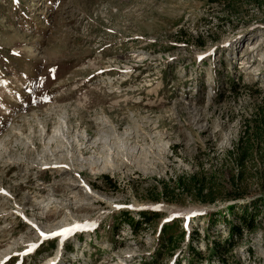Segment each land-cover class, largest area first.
<instances>
[{"label": "rangeland", "instance_id": "rangeland-1", "mask_svg": "<svg viewBox=\"0 0 264 264\" xmlns=\"http://www.w3.org/2000/svg\"><path fill=\"white\" fill-rule=\"evenodd\" d=\"M260 110L264 0H0V264H264L263 198L231 240L209 222L256 184L154 199L185 173L226 189Z\"/></svg>", "mask_w": 264, "mask_h": 264}, {"label": "trees", "instance_id": "trees-1", "mask_svg": "<svg viewBox=\"0 0 264 264\" xmlns=\"http://www.w3.org/2000/svg\"><path fill=\"white\" fill-rule=\"evenodd\" d=\"M250 121H252L253 124H256L255 134L256 136H259L257 139L264 144V137L260 136L261 131H264V111L260 110L257 117ZM224 158L226 161L230 162L233 170H235V172L228 177L229 186L226 189L216 183L213 177L206 176L203 171L185 173L175 177L172 185L161 180L159 192L154 199L164 198L165 200L174 201L177 195L184 194L200 203H214L216 197H218L221 192H225L227 196L232 197V199L245 197L246 194H248L247 187L249 184H256L259 186V189L264 190V148L255 149L248 141H240L234 143L232 148L226 151V157ZM106 180L110 181V179ZM262 198L264 199V197L260 195L250 199V205H252V207H237L235 204L223 206L216 212L210 213L209 222L213 221L211 216L215 213L218 214V217L222 220H228V234H230L229 240H231L232 235L239 236L242 230L246 229L250 231L255 227L256 209L259 208L257 202ZM261 203L264 204V201H261ZM145 213L147 212L141 213L143 219L146 218ZM127 214L128 213H126L125 216L123 215L125 222H127L132 228H135L136 223L132 217ZM225 215H227V217ZM235 219L237 222H235ZM166 230L167 228H164L162 234H164ZM212 243L213 245H211ZM234 244L233 241H228L226 244V251H230ZM209 246L212 249V255H215L223 262L222 253L224 244H221L218 241H211ZM189 253H196L194 247L189 248Z\"/></svg>", "mask_w": 264, "mask_h": 264}, {"label": "snow or ice", "instance_id": "snow-or-ice-1", "mask_svg": "<svg viewBox=\"0 0 264 264\" xmlns=\"http://www.w3.org/2000/svg\"><path fill=\"white\" fill-rule=\"evenodd\" d=\"M35 227V226H34ZM76 230H79V226L76 225V226H73ZM73 232V228L72 227H67V228H63L61 229L60 231H57V232H53L50 236H47L46 238H56V237H59V236H67V235H70L72 234ZM41 236H45V233L41 232ZM36 246L33 245V249L35 248Z\"/></svg>", "mask_w": 264, "mask_h": 264}, {"label": "bare ground", "instance_id": "bare-ground-1", "mask_svg": "<svg viewBox=\"0 0 264 264\" xmlns=\"http://www.w3.org/2000/svg\"><path fill=\"white\" fill-rule=\"evenodd\" d=\"M56 130H57V129H56ZM42 213H43V212H42ZM43 215H44L45 217H47V218H48V217L50 218L51 216H53V213H49V212H45V211H44Z\"/></svg>", "mask_w": 264, "mask_h": 264}]
</instances>
